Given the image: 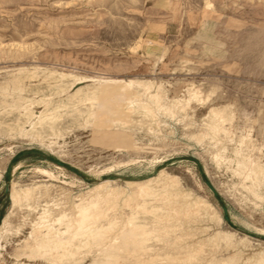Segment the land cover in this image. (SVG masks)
<instances>
[{"label": "rangeland", "instance_id": "obj_1", "mask_svg": "<svg viewBox=\"0 0 264 264\" xmlns=\"http://www.w3.org/2000/svg\"><path fill=\"white\" fill-rule=\"evenodd\" d=\"M103 79L130 83L140 96L136 111L121 119L116 113L93 118ZM63 84L66 92L60 94ZM78 89L77 99L69 97ZM141 101L149 104L148 114ZM53 105L60 122L52 130L37 116ZM125 106L118 110L125 112ZM25 107L36 115L28 118ZM0 123V222L12 182L39 186L32 201L39 204L37 216L44 205L73 213L80 199L88 200L89 191L108 179L123 195L101 203L107 213L101 222L114 215L121 222L133 204L125 201L126 181L164 170L176 177L171 192L182 194L153 203L167 215L162 225L169 237L150 244L169 252L181 246L182 254L201 247L200 256L182 264L231 255L232 264H241L264 252V186L253 195L237 165L241 159L264 168V0H0ZM198 200L212 205L221 220L204 208L196 211ZM170 205L174 217L164 213ZM185 207L195 209L183 215ZM144 214L139 219L152 218ZM27 231L2 250L7 264ZM216 231L236 232L234 244L214 239ZM244 234L253 239L241 241ZM95 254L94 247L83 248L66 264H87Z\"/></svg>", "mask_w": 264, "mask_h": 264}, {"label": "bare ground", "instance_id": "obj_2", "mask_svg": "<svg viewBox=\"0 0 264 264\" xmlns=\"http://www.w3.org/2000/svg\"><path fill=\"white\" fill-rule=\"evenodd\" d=\"M29 74L32 75V73H29ZM54 80H55V78H54ZM11 81L15 85L14 87H16V89L20 88L18 79H14ZM103 81H104V79H103ZM133 82H136V81L133 80ZM139 83L141 84V82H139ZM21 86L23 87V85H21ZM48 86H49V84H48ZM68 86H69V84H68ZM150 87H151L150 84L144 83L145 90H149ZM47 88H49V87H47ZM55 88H57V87H55ZM188 88H189V86H188ZM21 89L23 90V88H21ZM197 90H195V91H197ZM78 91H79V89L73 95H70L69 97H72V99H74V100L77 99L78 98L77 94H79ZM195 91L192 92L193 96H196L198 94V92L196 94ZM55 92H56V90H55ZM58 92H60V94L61 93L64 94L66 92V86H64V84L59 85L58 86ZM97 93L100 94V97H98V98H101V102H100L99 106L97 105L98 106L97 110L95 111V109H94L95 112L90 113L94 116L93 118L99 117L100 119H102L104 116L111 115L112 113H116L117 117L120 119L125 118L126 116H128L129 113H132L135 110V106H139L138 105L139 102L137 101L138 100L137 97H140V96H138L139 93H137V90L132 89L131 84L127 83V82L122 83V84H118L115 79H113V80L107 79L106 81H104L103 83L100 84V86L98 87ZM57 95H59V93ZM84 95H85V93H84ZM16 97H18V96H16ZM15 98L14 99L12 98V100H16ZM43 98H45V97H43ZM90 99H92V98L88 97L85 99V101L86 100L89 101ZM10 101H11V99H10ZM18 101H20V100H18ZM13 102L14 101H12L11 103H13ZM16 102H17V100H16ZM38 102H39V100H38ZM175 102L173 101V103H175ZM94 103H96V102H94ZM140 103H142V101ZM55 104H56V102H55ZM70 104H72V102ZM76 104H78V103H76ZM79 104H81V103H79ZM124 104L126 105L125 107L127 108V110L125 112L118 110V108H120L121 106L123 107ZM147 104L142 103L143 108L145 109V114L146 113L148 114V109H149L148 105L149 104L148 105ZM86 105H88V103ZM72 106H73V104H72ZM89 107H87V108H89ZM57 108H58V106H54V107L50 108L48 110V112H46V113L44 112L42 114L40 113V115L37 116L40 124L48 123L47 127L52 129L54 127V125L57 123V121H59L58 120L59 116L56 115L57 114L56 113ZM25 110H26L27 117L28 118L30 117V119L32 116L36 115V114H34V111L28 110L27 107H25ZM70 110H72V109H70ZM218 110H222V109L220 108ZM77 111H81V110L77 109ZM149 111H151V110H149ZM220 112H222V111H220ZM78 114H80V113L78 112ZM64 115H65V113H64ZM90 117H92V116H90ZM212 117H213V115H212ZM216 117H218V116H216ZM216 117L215 118L213 117L215 119V121H216ZM28 118H26V119H28ZM105 118L107 119V116ZM223 118L225 119L226 117H223ZM86 120H88V118ZM113 121H115V120H113ZM100 122L98 124H100ZM219 122L221 123V120ZM222 122H224V121H222ZM83 123H84V121H83ZM104 123H106V122H104ZM0 125H1V123H0ZM221 125L222 124H220V127H221ZM210 127H212V126H210ZM220 127L217 126V128H220ZM43 128H44V126L41 125L40 129H43ZM217 128H215V129H217ZM210 129H213V128H210ZM55 130H58V129H55ZM40 131L38 129H35V132L37 135H40V133H41ZM213 132H215V131H213ZM239 142H241V141H239ZM237 153L239 156V152H237ZM213 154H215V153H213ZM216 157H217V155H216ZM216 157H214V158H216ZM225 160H227V159H225ZM246 161L240 159V161L238 160L237 165H238L239 170L244 174L243 175L244 179L250 181V185L246 186V188L248 189V191H250L253 195H255L257 197V193L255 191V188L260 187L261 185L264 186V168L262 167L263 165H260V163H255L252 166H247ZM37 171L46 175L47 177L55 178L54 173L51 172L50 170H47L44 168H37ZM239 175L242 176L241 173ZM175 179H176V177L169 175L164 170H161L157 175L155 174V176H153V177L149 176V178H146L143 180H128V181H126V186H128L131 190L129 189V191H130L129 194L128 195L126 194L125 201L130 200V201H132L133 204L130 206L128 204L129 202L125 203V206H127L126 204H128V206L131 207L132 211L130 210L131 213L129 215L127 214L128 216L124 215V217H125L124 219L121 217L123 219V221L121 220V222L117 221V218H115V215H114V217L111 216L113 218H107L106 221L101 222V218L107 217L106 216L107 213L104 212V210L102 209L101 203L102 202H103L102 204H104V202L109 203L108 201L110 199L111 200L114 198L116 199V197L117 196L120 197L119 194L122 193L119 190V188H113V187L111 188L110 182H113V180H109V179L104 180V181L102 180L100 184H98L97 186L95 185V187H93V189L89 191L91 193V196L89 197L88 200L84 201L83 199H80L78 203H76L75 205L73 204L74 208H75L73 213H69L70 211L66 212L67 210L65 211L64 209H61V207L63 205H61V207L56 206L57 209L60 208L58 211H55L53 209L54 207L50 208V206L44 205L41 208V211L38 213L37 216L34 215L33 213L37 210L39 204L38 203L34 204L35 202L33 203L32 201H33V198L35 196L34 190L38 185L35 188H33V187L22 188V187H18V185H16L15 183L12 182L9 185V191H8V198L10 201V205H9L8 210L6 211V213L4 214V216L0 222V240L3 241V244L0 243V264H7V262H8V261L6 262V259L4 257V252H2V250L6 251V246L12 242V239L14 237H18L20 235H23L25 229H28V231L24 235L22 241L20 239L16 240V247H15L16 251L12 254L13 258H14V261L12 262V264H66V263H69L72 258H74L78 254H80L82 252L83 248H91V247L95 248L96 254L91 258L90 262L87 264H182V262L184 260H185V262L187 260L191 261L195 258V256L199 255L198 253L200 252L201 247L198 246L197 247L198 249L194 248L191 251V248H189L190 246L188 245V248L190 250H188L186 253L182 254V251H180V249L182 248L181 246H176L175 249L172 250L173 252H171V250L169 252V251H161L160 248H155L149 242V241H152L151 239H156L160 235H161V238L165 235H166L165 237H169L166 234L169 231L168 226L166 227L164 223L162 225V221L166 219L167 215L166 214L164 215L163 213L159 212L162 209V207H161L162 205L160 206V205H156L153 203L157 202L158 200L159 201L161 200V202H162V200H163V202H165V201L167 202L171 198H175V197L178 198L179 195L182 194V193L180 194L179 192L177 193L176 191L171 192L172 191L171 187L175 186ZM37 188H39V186ZM44 189H45V187H44ZM39 194L40 193H38V195ZM38 195H36V196L38 197ZM82 195H84V194H82ZM121 195H123V193ZM87 196H88V194H87ZM87 196H85V197H87ZM87 198H85V199H87ZM152 201H154V202H152ZM55 203L60 204L62 202H60V203L55 202ZM196 203H197V201H196ZM199 203H201V204H199ZM122 204H124V203H122ZM186 204H184V205L186 206ZM198 204L199 205L196 204V211H197V208H204L208 212L212 211L210 213H213L214 216L217 217L218 221L221 220V217L218 215V213L216 212V210L214 209V207L212 205L206 203L205 201L199 202V200H198ZM190 205L191 204H189V206ZM112 206H114V205H112ZM112 206H110L109 208L111 209ZM167 206H168V204H167ZM171 206L172 205H170V207L165 208V210L167 209L166 210L167 212L164 210V213L169 214V216L171 214H173V213H171V212H173L171 210H175ZM179 206H181V205H179ZM187 206H188V204H187ZM130 207H129V209H130ZM191 207H193V206L191 205ZM192 209L185 207V208H182L181 211L183 212V215H186V214H189V212H193ZM109 210H107V211H109ZM176 210H177V208H176ZM181 211H179V213ZM139 212H142L143 214L145 213L146 215L149 213V214H151L152 218L150 220H148L150 217L148 219H144L145 217L143 219H139V216H138ZM168 212H170L171 214ZM172 217H174V216H172ZM209 217H210V215H209ZM161 232H162V234H161ZM238 233H241V232L238 231ZM235 234H236V232L216 231L212 234V237L214 239L223 241L226 245H233L234 244L233 240H234ZM176 238L179 239L178 236ZM213 238H211V240ZM251 239H253V238L246 235V234L241 236V241L247 240L250 242ZM153 241H155V240H153ZM214 241H216V240H214ZM168 243H166V244H168ZM170 245L172 246L173 242H172V244L170 243ZM168 248L171 249L172 247H168ZM90 251H91V249L89 250V252ZM200 255H201V253H200ZM234 256L235 255H233V256L231 255L228 258L227 257L225 259L221 258L219 260L213 259V261L208 262V264H232V263L236 262V259H235L236 257L234 258ZM241 264H264V252L262 251V252L255 253L252 257L247 258Z\"/></svg>", "mask_w": 264, "mask_h": 264}, {"label": "water", "instance_id": "obj_3", "mask_svg": "<svg viewBox=\"0 0 264 264\" xmlns=\"http://www.w3.org/2000/svg\"><path fill=\"white\" fill-rule=\"evenodd\" d=\"M6 191H9V188L8 187L6 188Z\"/></svg>", "mask_w": 264, "mask_h": 264}]
</instances>
